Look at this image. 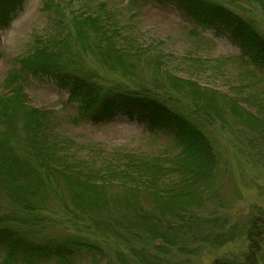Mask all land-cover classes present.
Instances as JSON below:
<instances>
[{
    "label": "trees",
    "instance_id": "obj_1",
    "mask_svg": "<svg viewBox=\"0 0 264 264\" xmlns=\"http://www.w3.org/2000/svg\"><path fill=\"white\" fill-rule=\"evenodd\" d=\"M232 1L264 15V0ZM20 2L0 0V25L8 23L9 15ZM150 3L174 6L198 26L229 30L239 45L241 62L264 82V33L251 20L213 0H128V6L136 9ZM43 6L47 13L55 2L44 0ZM92 6L76 20L75 27L80 31L77 33L84 32L93 40L92 33L97 48L106 44V52L97 54H106L105 59L124 67L125 60L137 53L127 48L129 38L127 47L123 39L120 42L118 16L109 13L103 3ZM58 57L57 53L32 54L18 73L55 81L79 105L82 117L95 123L111 122L124 115L130 122L144 124L151 133L170 138L173 151L149 157L135 155L129 163L130 173H114L112 179L108 178L110 173L89 166L91 163H66L67 157L59 146L68 141L57 132L58 121L52 112L26 103L25 92L16 84L17 75L11 72L6 86L13 88L12 93L0 96V253L5 255L1 264H113V254L97 241L80 233L56 235L43 225L38 213L48 205L50 192L59 194L74 217L88 219L113 236L123 231L132 234L135 244H130L129 255L116 251L118 264H192L189 257L201 249H189L198 242L215 248L232 242L236 238L234 227L227 232L219 230L220 219L203 215L208 205L221 208L224 201L220 190L223 158L205 128L210 126L209 120L202 117L213 116L217 111L216 99L203 96L207 103L202 102L203 107L196 106V111H192L148 90L105 88L94 73L79 68L69 70L70 66ZM172 81L181 90L189 88L196 94L192 97L196 102L203 100L192 84ZM249 102L256 104L255 111L243 109L237 100L223 101L220 114L225 115L228 110L244 127L246 137L242 135L241 149L251 153L258 147L264 153V101L257 96ZM66 150L67 147L63 152ZM134 174L142 177V184L128 177ZM118 184L123 188L121 195L106 193ZM256 221L259 219L252 222L249 232L254 243L264 234V230L255 229ZM260 227L264 228V223Z\"/></svg>",
    "mask_w": 264,
    "mask_h": 264
},
{
    "label": "rangeland",
    "instance_id": "obj_2",
    "mask_svg": "<svg viewBox=\"0 0 264 264\" xmlns=\"http://www.w3.org/2000/svg\"><path fill=\"white\" fill-rule=\"evenodd\" d=\"M213 1H219L248 18L264 33L263 14L232 0ZM54 2L55 7L46 13L44 0H21L9 15L8 23L0 25V96L11 95L13 88L6 86L8 77L11 72L17 75L16 84L25 92L26 103L52 112L58 121L56 130L68 141L67 145L59 146L63 150L68 148L66 153L61 151L67 157L66 163H91L89 166L110 173L108 178L112 179L114 173H130L129 163L135 155L149 157L173 151L171 139L161 133H151L144 124L130 122L124 115L101 124L83 118L79 105L72 102L68 91L60 88L55 81L45 76L35 78L18 73L26 57L37 53H57L64 65L70 66L69 70L79 68L94 73L97 82L105 88L120 86L131 91L148 90L192 111L203 107L202 102L207 103L203 96L212 95L218 104L217 111L213 116H201L209 120L210 126L205 128L223 158L220 190L224 201L221 208L219 205H208L203 215L220 219L217 222L219 230L227 232L234 227L236 238L218 248L198 242L189 250L199 247L201 250L189 259L192 264H264V234L257 238L258 243L249 237L255 219H259L254 223L255 229L264 230L260 227L264 223V153L258 147L251 153L246 148L241 149L240 142L244 141L243 136L246 137L243 135L246 133L244 127L228 110L225 115L220 114L223 101L230 100H237L243 109L255 111L256 104L249 99L261 96L264 101V92H261L264 82L261 77L252 75L241 62L239 45L232 33L198 26L168 4L150 3L143 9H136L128 6V0ZM96 3L105 4L109 13L118 16L119 31L122 29L121 38L118 34L120 42L123 39V45L127 47L129 38L131 43L127 48H133V53H137L127 60L123 58L126 61L124 67L107 57L105 59L103 56L106 54H97L106 52V44L97 48L92 33L93 40L87 38L84 32L77 33L76 20L79 21L78 18ZM58 21L63 24H57ZM173 79L180 85L192 84L203 100L196 102L192 98L196 94L191 93L189 88L181 90L182 87L178 88ZM201 112L204 113L203 110ZM128 177L143 183L142 177L136 174ZM118 185L106 190V193L121 195L123 188ZM49 197L48 205L38 214L43 225L56 235L80 233L97 241L113 254V264H118L116 251L129 255L130 244H135V238L129 231L113 236L95 227L88 219L74 217L57 192H50ZM225 222L227 225L221 229ZM4 258L5 255L0 253V264ZM181 260L185 258L181 257Z\"/></svg>",
    "mask_w": 264,
    "mask_h": 264
}]
</instances>
